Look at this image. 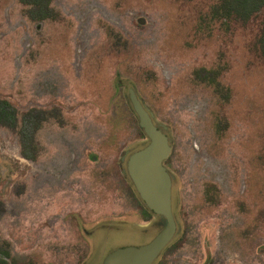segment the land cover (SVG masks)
<instances>
[{
  "label": "rangeland",
  "instance_id": "obj_1",
  "mask_svg": "<svg viewBox=\"0 0 264 264\" xmlns=\"http://www.w3.org/2000/svg\"><path fill=\"white\" fill-rule=\"evenodd\" d=\"M217 9V10H216ZM219 0H0V264H100L161 217L126 171L167 137L175 233L152 264H264V7Z\"/></svg>",
  "mask_w": 264,
  "mask_h": 264
},
{
  "label": "water",
  "instance_id": "obj_2",
  "mask_svg": "<svg viewBox=\"0 0 264 264\" xmlns=\"http://www.w3.org/2000/svg\"><path fill=\"white\" fill-rule=\"evenodd\" d=\"M128 98L148 143L128 156L126 171L142 202L161 217L162 227L145 244L121 246L108 252L102 264H152L175 233L171 182L163 166V160L169 153L167 137L162 129L154 125L134 90L128 91Z\"/></svg>",
  "mask_w": 264,
  "mask_h": 264
},
{
  "label": "trees",
  "instance_id": "obj_3",
  "mask_svg": "<svg viewBox=\"0 0 264 264\" xmlns=\"http://www.w3.org/2000/svg\"><path fill=\"white\" fill-rule=\"evenodd\" d=\"M221 16L227 20H237L245 22L260 12L264 7V0H219ZM217 10V9H216ZM256 44L259 51L264 56V13L261 19L259 32L256 37ZM11 105L5 101L0 100V113L8 117L15 118Z\"/></svg>",
  "mask_w": 264,
  "mask_h": 264
},
{
  "label": "flooded vegetation",
  "instance_id": "obj_4",
  "mask_svg": "<svg viewBox=\"0 0 264 264\" xmlns=\"http://www.w3.org/2000/svg\"><path fill=\"white\" fill-rule=\"evenodd\" d=\"M143 204H144V203H143ZM144 206L146 207L145 204H144ZM146 208H147V207H146ZM147 209H148V208H147ZM148 210H149V209H148ZM156 216H159V215H156ZM159 217H160V216H159ZM161 227H162V226H160V228L158 229V231L161 229ZM158 231H157V232H158ZM157 232H156V233H157ZM104 257H105V256H104ZM102 259H104V258H102ZM102 261H103V260H101V263H100V264H102ZM29 264H34V262H29ZM47 264H50V263L47 262ZM54 264H58V263L56 262V263H54Z\"/></svg>",
  "mask_w": 264,
  "mask_h": 264
}]
</instances>
